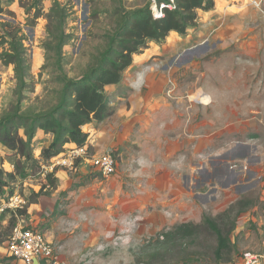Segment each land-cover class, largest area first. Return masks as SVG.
I'll use <instances>...</instances> for the list:
<instances>
[{
	"label": "rangeland",
	"instance_id": "1",
	"mask_svg": "<svg viewBox=\"0 0 264 264\" xmlns=\"http://www.w3.org/2000/svg\"><path fill=\"white\" fill-rule=\"evenodd\" d=\"M152 1L1 0L8 12L0 16V112L11 109L18 99L14 66L6 65L3 58L9 48L4 22L21 27L31 66L23 106L41 110L51 106V98L44 97L56 86L51 83L53 69L45 67L47 28L51 12L57 10L56 2L66 10L65 30L72 34L64 47V65L71 76H77L88 69L91 59L92 64L97 62L96 57L108 44L104 36L124 21L125 13L152 9ZM141 48L123 72L121 82L115 84L118 87L109 89L124 92L121 101L112 98L116 103L114 114L85 128L92 144L87 156L115 150L119 158L115 173L99 174L83 160L77 171L60 169L56 185H51L49 165H42L41 171L34 173L31 162L20 156L10 157L11 152L1 145L0 167L12 171V164L20 165L24 160L23 165L32 171L29 177L18 175L11 181L13 194L10 188L5 189L0 212L10 208L18 214V222L26 220L22 222L25 227L35 225L19 215L18 208L27 207L28 215L31 211L35 217L43 212L37 228L62 246L64 264H230L245 250H262L264 167L260 169L262 178L245 191L239 184L229 189L218 185L217 191L209 190L210 186L190 188L182 193L178 186L182 176L177 170L170 171L172 163L162 156L166 137L174 141L168 144L169 149L176 148V135H197L194 127L203 137L215 139V151H220V141L233 133L242 136L241 126H247L252 114L264 107V93L257 95L259 88H264V4L260 0H215L213 10L198 11L195 25L187 34L172 31L163 42H147ZM198 92L209 93L211 101H195L192 97ZM248 98L254 112L246 107ZM161 112L164 116L159 117L157 126L153 125L150 116ZM182 120L184 130L179 125ZM147 138L153 142L146 143ZM51 139L41 133L34 139L35 156H40ZM196 167L210 168V164L205 159ZM15 195L22 201L11 207ZM201 196L208 197V202L199 200ZM32 203L39 206L29 207ZM156 210H162L165 219L158 217ZM207 218L215 221V228ZM3 223L0 235L9 239L13 229H5L7 220ZM183 223L200 228L183 241L161 244L160 235ZM129 234L132 245L124 243ZM8 239L0 245V264H16L4 262ZM219 246L222 251L218 257Z\"/></svg>",
	"mask_w": 264,
	"mask_h": 264
},
{
	"label": "trees",
	"instance_id": "2",
	"mask_svg": "<svg viewBox=\"0 0 264 264\" xmlns=\"http://www.w3.org/2000/svg\"><path fill=\"white\" fill-rule=\"evenodd\" d=\"M159 1L168 2L169 0ZM175 3L176 8H166L165 16L160 19H155L149 8L134 11L130 15L126 12L124 21L114 31H108L104 36L108 39V44L96 57L97 62L92 64L91 59L84 73L71 76L64 65V47L72 34L65 30L66 10L61 8L59 2H56L57 10H53L50 14V23L47 28L49 39L45 42V67L53 69L55 76H52L51 83H55L56 86L44 97L45 100L51 98V106L41 110L32 106H23L26 98L24 92L28 88L31 76V66L28 62L21 27L4 22V37L8 39L9 48L3 53V58L6 65L14 66L18 83V99L11 109L0 112V146L11 152L8 154L10 157L20 156L27 163L31 162L35 168L34 173L37 170L41 171L42 165H50L52 159L71 148L86 147L88 151L92 144L89 142L90 133L84 127L93 121L101 122L114 114L115 109L110 103L111 94L107 87L121 82L123 72L133 63V55L142 51L141 47L147 46V42H163L172 31L187 34L188 29L195 25L198 11L207 12L215 7V0H176ZM6 11L0 0V16ZM9 13L14 17V12ZM81 55L84 56L85 53ZM41 132L47 136L50 135L52 139L37 157L33 149L34 139ZM68 144L72 147H67ZM112 153L118 159L116 151L112 150ZM24 160H20V165L12 164L14 167L12 171L0 167V198L5 199L6 188H10V193L13 194L11 181H16L18 175L22 178L29 177L32 170L26 169V165H23ZM80 162H82L81 158L76 161L77 168ZM60 169L67 168L56 167L47 175L51 185H56L58 181L56 175ZM18 213L21 216H28L27 207L18 208ZM18 219L16 212L11 211L10 208H4L0 212V228L5 227L3 221L7 220L8 225L5 229L11 231L18 223ZM206 220L210 227L215 228V221L209 218ZM199 228L200 226L190 223L177 225L160 235L163 237L161 244L172 245L176 241H183L194 235ZM218 235L221 241L223 238L220 232ZM7 239L8 235L5 237L0 235V245ZM221 251L219 246L216 250L218 257ZM7 261L16 260L7 255L4 262Z\"/></svg>",
	"mask_w": 264,
	"mask_h": 264
},
{
	"label": "crops",
	"instance_id": "3",
	"mask_svg": "<svg viewBox=\"0 0 264 264\" xmlns=\"http://www.w3.org/2000/svg\"><path fill=\"white\" fill-rule=\"evenodd\" d=\"M113 86L118 87L116 85H111L108 86L107 89L111 94L110 103L113 107H115L116 103L112 100V98L117 97L118 99H116L115 101L119 102L122 100L121 96L124 95V92L120 91L119 93H116V90L114 92H111L112 90L109 89ZM261 93H264V88L262 87L259 88V92L257 93V95H260ZM192 98L200 103L205 98L208 101H211V95L209 93L205 94L198 92L196 95H193ZM146 102L148 103L149 100H147ZM250 106L251 103H249L248 98L246 107L248 108V111L254 112L251 110ZM133 107L136 106L133 105ZM167 111L168 110H165L164 112ZM164 112L154 113L152 114V116H150L153 125H158V119L160 116H164ZM252 115V118L248 119L249 123L247 124V126L243 125L240 128L242 130H239L242 131V136H234V133L231 131V133L233 134H231L227 138H223V140L221 141L219 140L220 144L218 145H222L220 151H215L217 150L216 143L218 142H216L215 139L211 140L209 136L203 137L200 134V130L198 127H194V134L197 135L185 136V134H181L182 138L181 136L180 138H178L179 135H176V141L178 143L176 148L169 149L168 144H172L174 143V141L171 140L172 138L166 137L167 143L164 146L165 153L163 154L162 159L164 157L167 163H172L173 166L170 167V171L174 172L177 170L178 174L182 176L178 184L179 191L185 193V191L190 188L202 190L207 186L211 187H209V190L214 189L215 191H217L218 185L222 188L229 189L232 186L236 187L239 184H242L244 186L242 189L245 191L247 188H251L253 186V183H256V181L262 178L260 169H263L264 167V107L262 108V106H260L259 111L254 112ZM142 116L144 117L143 114ZM258 122H260V125L258 124ZM179 125L182 126L183 130L185 129V122H183V120L182 124L179 123ZM86 126L84 127V129L86 128ZM167 127H169V124ZM163 133L161 135H164ZM151 142H153V140H149L147 138L146 143ZM67 147H72V145L68 144ZM205 159L208 160L210 168H197L196 166H199V164H201V161H205ZM235 161L240 162L238 170L231 168V164ZM244 167L248 168L244 170ZM196 170L198 171V174H196ZM257 177L258 179H256ZM209 192L210 191L205 193V196L208 195ZM198 199L202 200L204 203L208 202L209 200L208 197L207 199H203L202 196L198 197ZM30 206L34 207L39 205L38 203H32L31 205H29V207ZM33 209L35 210V208ZM155 213L161 219H165V213L162 210H156ZM42 214L43 212L39 215V217H35L32 216L31 211H29V215L26 216L28 221H30L29 224L31 223L35 225V228H37L39 225H37V223L42 222ZM43 219H46L45 216ZM20 222H26V220L21 219ZM111 222H113V220H111ZM13 262L16 264L19 263L16 261Z\"/></svg>",
	"mask_w": 264,
	"mask_h": 264
},
{
	"label": "built area",
	"instance_id": "4",
	"mask_svg": "<svg viewBox=\"0 0 264 264\" xmlns=\"http://www.w3.org/2000/svg\"><path fill=\"white\" fill-rule=\"evenodd\" d=\"M152 15L155 19L165 16V9L176 8L175 0L159 1L153 0ZM260 4H264V0H260ZM86 147H75L69 149L66 153L52 159V163L47 166L50 171L56 167H64L69 170H76V161L82 159L88 161L93 167L97 168L104 176H110L115 173L118 159L111 152H105L101 155L88 157ZM240 162L235 161L231 164L232 169L239 168ZM248 167H244L246 170ZM22 200L15 195L11 198L9 206L19 203ZM19 207V204H16ZM4 209V208H3ZM8 256L14 258L23 264H64L61 259L60 244H56L45 236L41 230L23 226L22 222H18L14 228L12 235L8 239ZM230 264H264V248L260 251L245 250L240 257Z\"/></svg>",
	"mask_w": 264,
	"mask_h": 264
},
{
	"label": "clouds",
	"instance_id": "5",
	"mask_svg": "<svg viewBox=\"0 0 264 264\" xmlns=\"http://www.w3.org/2000/svg\"><path fill=\"white\" fill-rule=\"evenodd\" d=\"M124 243H125L126 245H132V244L134 243L131 234H129L127 237H125V241H124Z\"/></svg>",
	"mask_w": 264,
	"mask_h": 264
},
{
	"label": "water",
	"instance_id": "6",
	"mask_svg": "<svg viewBox=\"0 0 264 264\" xmlns=\"http://www.w3.org/2000/svg\"><path fill=\"white\" fill-rule=\"evenodd\" d=\"M34 264H36V263H34Z\"/></svg>",
	"mask_w": 264,
	"mask_h": 264
}]
</instances>
